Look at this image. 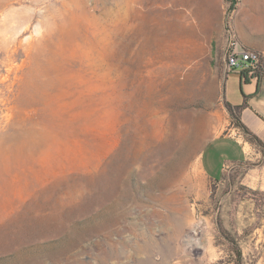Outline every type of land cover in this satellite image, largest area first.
Returning a JSON list of instances; mask_svg holds the SVG:
<instances>
[{
    "label": "rangeland",
    "instance_id": "rangeland-1",
    "mask_svg": "<svg viewBox=\"0 0 264 264\" xmlns=\"http://www.w3.org/2000/svg\"><path fill=\"white\" fill-rule=\"evenodd\" d=\"M229 6L0 0V264H264V184L199 163L238 125L228 27L264 44Z\"/></svg>",
    "mask_w": 264,
    "mask_h": 264
},
{
    "label": "crops",
    "instance_id": "crops-1",
    "mask_svg": "<svg viewBox=\"0 0 264 264\" xmlns=\"http://www.w3.org/2000/svg\"><path fill=\"white\" fill-rule=\"evenodd\" d=\"M242 44L264 51L261 43ZM234 74L237 84H224V99L243 127L228 121L225 132L212 136L201 150L200 169L213 183L240 180L258 186L264 184V73L256 79Z\"/></svg>",
    "mask_w": 264,
    "mask_h": 264
},
{
    "label": "built area",
    "instance_id": "built-area-1",
    "mask_svg": "<svg viewBox=\"0 0 264 264\" xmlns=\"http://www.w3.org/2000/svg\"><path fill=\"white\" fill-rule=\"evenodd\" d=\"M224 57L227 74L238 72L256 79L264 73V51L243 45L231 24L227 29Z\"/></svg>",
    "mask_w": 264,
    "mask_h": 264
},
{
    "label": "trees",
    "instance_id": "trees-1",
    "mask_svg": "<svg viewBox=\"0 0 264 264\" xmlns=\"http://www.w3.org/2000/svg\"><path fill=\"white\" fill-rule=\"evenodd\" d=\"M227 2L230 4L229 9H228L229 12H233L239 3V0H227ZM237 121H238V125L242 126L239 119H237Z\"/></svg>",
    "mask_w": 264,
    "mask_h": 264
}]
</instances>
